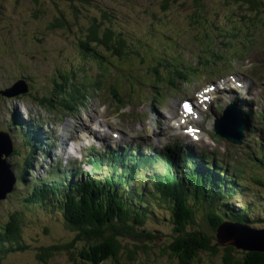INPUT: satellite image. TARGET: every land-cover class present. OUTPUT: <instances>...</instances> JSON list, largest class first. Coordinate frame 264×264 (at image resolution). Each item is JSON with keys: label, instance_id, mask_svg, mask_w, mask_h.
Returning <instances> with one entry per match:
<instances>
[{"label": "rangeland", "instance_id": "obj_1", "mask_svg": "<svg viewBox=\"0 0 264 264\" xmlns=\"http://www.w3.org/2000/svg\"><path fill=\"white\" fill-rule=\"evenodd\" d=\"M160 1L163 2L162 0H91L94 6L108 5L114 9L113 16L110 17L112 20L106 19L105 25L118 29L129 40H133L134 44L131 47L138 51V53H130L129 56L117 57L112 56L103 46L87 41L81 33L73 31L76 25H73L71 31V28L67 30L66 26L51 27L49 21L30 19L29 12L34 0H0V6L4 9L0 28L9 33L0 32V89L13 84L20 76L30 75L32 79L39 77L38 87L28 79L34 91L19 96H0V128L9 124L15 115L24 118L28 116L27 112H30L31 117H37L47 124L48 127L45 129L52 137L53 158L56 159L58 153L65 164L78 161L77 166H81L85 161L84 154L88 149L87 146L80 147V144L70 136L76 131L72 125L75 127L81 122L101 129V134L85 139L84 145L101 144L100 137L104 138L106 145L112 143L128 145L139 142L154 145L158 141L156 145L160 147L180 139L182 149L193 143L210 152L218 151L221 155L226 153L232 159H236L235 153H239V160L243 161L242 155H246V140L251 143H254V140L256 144L257 136L254 137V133L248 131L243 145L233 144L224 138L215 140L214 133L211 134L210 122L213 118L212 113L221 114L226 101L235 97L234 87L242 92L241 104L248 101L246 109L251 111L253 108L251 129L256 121L259 125L264 121L258 111V106L264 111V11L258 16L260 19L254 23L252 18L254 12L248 13V10L241 6V2H236L237 0H199L203 1L204 9L196 8L195 0H173L167 9ZM39 2L45 3L44 0ZM74 3L81 10L80 24L89 23L92 20L87 19L89 17L100 18L101 14H98L97 8L80 4L79 0H75ZM240 18L242 21H239ZM246 19L248 20L245 21ZM23 32L28 34L23 36L21 34ZM35 33H38L37 36L41 41L36 39ZM205 34L208 36L206 37ZM208 41L219 53H213L210 46L205 45ZM6 45L10 46L8 51L4 49ZM218 54L224 55L223 64L216 59L215 55ZM81 55L87 59L81 58ZM166 56L171 59L177 56L185 66L198 63V60L203 62V65H200L198 73L190 79V82L182 83V80L180 81L176 76L173 82L168 74L170 69H164L162 65L159 68L154 62V59H157L165 63ZM94 59L101 63L98 64ZM150 63H155L154 66L159 68L162 75L160 80H157L155 72L150 73L148 67L151 66ZM64 69L70 70L72 83L75 81L70 72L76 73L77 83L89 81L87 86L89 97L84 107L68 109L69 112H66L62 105L65 99L59 98V91L62 88L65 90H63L65 97L72 96V93L67 92L69 83L62 76ZM94 80L100 86L95 85ZM237 81L242 82V86L236 84ZM55 82H61L62 87ZM111 84L122 93L125 101H131L125 108H120L121 104L115 100V97L111 98ZM157 85H160V89L154 88ZM209 85H214L216 89L210 96L212 99L207 106H201L202 116L199 117V121L202 131L200 139L196 141L184 134L183 127H186V123L181 129L176 128L173 118L178 122L182 120L181 102L190 98L199 100V93ZM52 90L54 94L49 99L40 96V93L43 95L47 92L51 95ZM161 95L163 98L157 99ZM249 100L253 102L249 104ZM70 101L74 103L73 98ZM68 124L71 127H68ZM69 128H71L70 132ZM65 131L69 133L66 141L63 140ZM155 132H159L157 135H163L155 138ZM76 135L79 140L80 135ZM9 160L16 168V172H19L24 153L14 151L9 156ZM42 161V158H39L36 162L34 177L38 174L45 175L46 167L41 166ZM189 166V164L183 165L185 172ZM252 166H249L252 169L250 176L257 171ZM83 168L89 169L90 166L86 164ZM259 172L264 175V171L259 170ZM154 175L158 176L156 172ZM170 180L173 182L172 179ZM5 181L8 180L5 178ZM25 189L24 186L15 188L17 193ZM261 191H264L262 186ZM16 208L18 209L19 205L15 194L12 199L1 200L0 222L6 223V220L10 219V212ZM26 218L23 225L24 238L28 240L31 248L9 255L0 264H43L44 262L39 261L37 257L40 248L55 244L64 245L73 237V231L63 224L59 215L55 219L49 217L46 212L38 210L35 213L29 212ZM173 227L168 211L166 212L162 207L160 213L152 216L146 225L147 229L162 236L153 241L125 238L126 242L134 241L133 243L140 246L147 243L152 247L146 252L140 249L133 262L128 260V255L122 254L119 264H177L176 261L171 260L169 256L171 250L168 248L175 234ZM225 233L237 237L227 229ZM203 253L204 259L212 258L214 262L221 259L220 254L213 257L208 252ZM51 260L55 264H74L68 251H58ZM106 264H118L117 259H110Z\"/></svg>", "mask_w": 264, "mask_h": 264}, {"label": "trees", "instance_id": "obj_2", "mask_svg": "<svg viewBox=\"0 0 264 264\" xmlns=\"http://www.w3.org/2000/svg\"><path fill=\"white\" fill-rule=\"evenodd\" d=\"M74 1L44 0L45 14L49 17L52 26H66L67 30L71 28L72 31L73 26L70 22H73L77 26L73 31L81 33L87 41L103 46L112 56L122 57L133 53L132 43L130 45L131 40L118 29L105 25L106 19L107 21L112 20L110 18L114 12L112 7L107 8L105 5H100V18L89 17L87 19L92 20L84 25L79 23L81 10ZM162 1L160 2L165 9L169 8L173 2V0ZM36 2L41 3L39 0ZM79 2L87 7H92L91 0H79ZM236 2H241V6L248 10V13L254 12L252 15L254 23L260 19L258 16L264 11L263 0H237ZM194 4L196 8L204 9L203 1L195 0ZM31 6L37 10L40 8L35 2ZM51 10L52 12H50ZM3 13L4 9L0 6V20L3 19L1 17ZM33 13V10L29 12L30 18L35 17ZM248 15L251 16V14ZM240 19L239 21H242V18ZM202 26L205 25L202 24ZM210 41L206 42L205 45L210 46ZM209 48L213 53H219L215 46ZM135 52L138 53L137 50ZM164 60L165 63L159 60L156 64L159 68L160 65L165 64V69H170L169 75L173 72L177 78L185 80H190L194 75L192 66H185L184 62L177 56L172 60L169 57ZM150 65L148 66L150 72H155L157 79L160 80L162 75L159 68L154 64L150 63ZM70 70L64 69L62 74L68 83L71 81ZM70 74L72 73L70 72ZM171 79L174 82L175 78L172 77ZM55 83L62 87L61 82ZM70 85L67 92L72 93L71 98L64 96L63 88L59 91V98H64L65 100L62 102H66L68 107H74L76 104L70 100L72 98L74 101L81 98L85 99L86 95L79 91L77 85L74 84L72 89ZM40 94L43 98L49 99L54 94V90H52L51 95L48 92L47 94ZM114 97L120 100L118 95L115 94ZM41 101L44 103L43 100ZM257 144L264 152V144L260 142ZM261 151L258 152L256 145L250 144L247 159L251 163L250 165H254L255 170L257 169L253 175V180L260 188V191L257 190V192H260V196L264 198V191H261V186L264 187V175L259 172V170L264 171V153ZM31 153L35 152L32 150L28 152V162H31ZM150 159L152 160V158ZM168 162L166 167L167 171L170 172L171 160L169 158ZM216 162L223 167V170L218 165H215L216 170L212 169V164L208 161H206V166L210 168V172L204 167L196 169L194 164L189 173L183 174L182 179L176 178L177 183H173L168 176L153 175L151 177L149 174L142 176L138 184L133 185L135 178L139 177V173L135 175V171L129 168L120 171L116 169L117 166L114 168L116 171L115 179L112 177L95 180L89 178L86 182L65 184L63 179L56 177L55 181L52 178L45 180V184L44 182L33 183L30 186L31 194L29 197L19 195L22 211H13L9 215L10 219L5 221L6 223H0L2 227L0 245L1 241L11 243V248L8 249L0 246V252L7 253L10 249L12 251L24 250L29 247L24 238L23 225L29 212L35 213L33 211H38L42 207L49 217L55 219L59 212L58 215L62 217L63 224L73 231V237L64 245L55 244L41 248L38 252V260L44 262L43 264H55L51 259L56 256L58 251H68L74 264H106L110 259H117L119 264L118 261L122 254L128 255V260L133 262L140 249L146 252L152 246L147 243L140 246L133 243L134 241L126 242L124 239L129 237L153 241L161 237L162 234H156L150 229L144 231L143 227L150 217L159 213L163 207L166 212L168 211L169 219L174 224L175 234L168 248L171 250L169 252L171 260L176 261L177 264H264V251L239 249L232 245L220 246L218 243L216 231L223 219L247 222L253 225L250 217H253V213L258 212L264 216V204H260L258 207L255 202H250L244 204L239 210H235L228 198L230 197V200L232 195L246 194L251 188L254 189L252 179H248L249 186L240 177L246 175L243 170H245L244 167L248 165V162H244V165L238 167V170L236 164H226L222 160ZM179 163H181L179 166L172 165L176 168H183V163L180 161ZM24 168L27 169V165ZM212 172L214 174L219 172L215 176L221 177L220 182L217 181L218 178L212 176ZM168 175L172 176L169 173ZM36 185H44L45 187ZM145 188L147 189L144 191ZM50 202L54 206L53 210L49 208L52 205ZM222 250H224L223 253H220ZM203 252H208L213 257L220 254L221 259L218 262L212 261V258L204 259L202 257ZM239 255L242 256L239 257Z\"/></svg>", "mask_w": 264, "mask_h": 264}, {"label": "water", "instance_id": "obj_3", "mask_svg": "<svg viewBox=\"0 0 264 264\" xmlns=\"http://www.w3.org/2000/svg\"><path fill=\"white\" fill-rule=\"evenodd\" d=\"M23 91L24 89L19 88L18 84H15L13 87L3 91V93L11 96L20 94ZM216 128L219 134L230 141L241 143L244 138L243 129L245 124L240 115H237L236 121L232 123L224 117L219 118ZM11 152L12 143L5 133L0 132V199L5 195V192L13 188L16 180L9 169L6 159L3 158L4 154L9 155ZM7 174H10L11 177L7 179L8 181H5ZM2 187L4 188L3 192L1 190ZM226 229L237 235V237L226 235ZM217 238L218 243L223 246L232 245L239 249L264 251V229H255L242 224L224 223L218 228Z\"/></svg>", "mask_w": 264, "mask_h": 264}, {"label": "flooded vegetation", "instance_id": "obj_4", "mask_svg": "<svg viewBox=\"0 0 264 264\" xmlns=\"http://www.w3.org/2000/svg\"><path fill=\"white\" fill-rule=\"evenodd\" d=\"M34 2H35L40 8L37 10L35 7H32V6H31L30 11H31V10L34 11L33 15H34L35 17L30 18V19H34V20H41V19H45V18H46V19H49V17L45 14V9H46L45 4H43V3H38V2H36V0H35ZM50 12H52V10H51Z\"/></svg>", "mask_w": 264, "mask_h": 264}, {"label": "bare ground", "instance_id": "obj_5", "mask_svg": "<svg viewBox=\"0 0 264 264\" xmlns=\"http://www.w3.org/2000/svg\"><path fill=\"white\" fill-rule=\"evenodd\" d=\"M211 90H212V89L208 87V88L205 90L206 93L203 92V95H205V96L208 95V92H210ZM241 99H242V98H241ZM78 124L80 125V126H78V130H79V132H81L82 130H84V129H86L87 127H89L88 125H86L85 123H82V122H81V123H78ZM66 127H67V125H66ZM91 131H92L94 134H97V132H98L97 130L92 129V128H91ZM69 132H70V130H69ZM67 133H68V132H67ZM67 133H66V138L69 137V136H68L69 133H68V134H67ZM77 134H78V133H77ZM75 138H76V137H75ZM76 139H77V138H76ZM63 140L66 141L65 138H63ZM77 140H78V139H77ZM83 140H84V139H83L82 137L79 136V141H83Z\"/></svg>", "mask_w": 264, "mask_h": 264}, {"label": "snow or ice", "instance_id": "obj_6", "mask_svg": "<svg viewBox=\"0 0 264 264\" xmlns=\"http://www.w3.org/2000/svg\"><path fill=\"white\" fill-rule=\"evenodd\" d=\"M187 107V106H186Z\"/></svg>", "mask_w": 264, "mask_h": 264}]
</instances>
